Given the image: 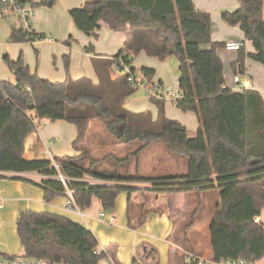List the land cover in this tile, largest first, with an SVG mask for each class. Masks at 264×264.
<instances>
[{
  "label": "trees",
  "instance_id": "obj_1",
  "mask_svg": "<svg viewBox=\"0 0 264 264\" xmlns=\"http://www.w3.org/2000/svg\"><path fill=\"white\" fill-rule=\"evenodd\" d=\"M56 1L38 0L36 5L51 8ZM238 2L240 8L223 11L221 19L228 26L239 25L255 51L249 54L250 59L264 67L263 2ZM69 16L83 35L95 38L104 24L112 32L129 27L131 40L112 57L95 55L92 44L84 48L92 56L97 84L87 77L51 83L31 73L21 55L16 61L3 56L14 81H0V172L40 173L44 179L39 186L47 203L57 195H65L50 160L28 161L23 151L26 138L37 130L35 120L73 124L76 138L72 148L77 155L54 160L69 180L67 187L73 190V201L79 210H89L93 198L101 203L104 212L113 210L122 192L129 200L132 194L143 191L130 184L148 183L150 188L145 190L154 194L217 189L218 203L208 228L214 261L262 259L264 225L256 218L264 207V101L253 88L234 91L224 87L222 62L215 52L224 44L212 42L209 14L196 11L192 0H94L69 10ZM43 39L46 36L26 33L21 28L13 29L9 36L18 44ZM72 41L69 37L65 45ZM140 51L161 62L169 57L177 59L179 98L173 100V105L182 113L195 115V138H189L179 122L165 118L161 97L148 95L149 103L157 108L155 119L148 111L132 113L125 108V98L137 88L127 83V78L137 72L132 63ZM238 51L239 58L231 67L235 73L238 68L243 73L242 47ZM115 62L121 65L112 78L110 69ZM138 73L146 85L162 88L160 83H151L155 75L152 68L141 67ZM92 120L99 121L119 143L127 133L141 137L145 143L124 157L109 153L96 158L86 144ZM152 141L161 142L168 153L183 157L185 173L153 179L131 174L130 163ZM107 161H114L113 173L93 168ZM88 176L107 184H87L83 180ZM16 234L24 258L100 264L104 257L91 231L59 214L21 212L16 219ZM0 257L16 258L4 253ZM131 264L141 263L133 260Z\"/></svg>",
  "mask_w": 264,
  "mask_h": 264
},
{
  "label": "crops",
  "instance_id": "obj_2",
  "mask_svg": "<svg viewBox=\"0 0 264 264\" xmlns=\"http://www.w3.org/2000/svg\"><path fill=\"white\" fill-rule=\"evenodd\" d=\"M91 1L94 0H57L56 3L62 4L69 14V10L81 8L84 3ZM262 2L264 19V0ZM192 4L196 11L209 14L213 43L225 44L234 41L243 44V73H240V68L235 73L231 67L239 58L238 50L229 51L220 47L215 51L222 62L224 87L234 91L253 88L264 101V67L249 57V54L255 52L252 42L245 39L239 25L228 26L221 19L223 11L236 10L241 4L238 0H192ZM33 32L46 36L36 30ZM55 33L59 40L46 38L29 43L38 47V51H34L35 60L23 57L31 73L51 83H63L68 78L77 80L87 77L93 84H97L92 56L85 53L84 48L92 44L95 55L112 57L117 51L125 48L132 35L129 27L112 32L106 25L101 24L96 37H89L77 30L71 18L64 22L62 28L56 27ZM69 37L73 41L67 46L65 42ZM205 49H209V46ZM17 59L14 58L13 61ZM159 62L161 61L140 51L134 55L132 67L155 70L151 83H160L165 90L157 70ZM110 71L112 78L117 76V72L112 68ZM13 81L14 77L11 82ZM145 92L148 97L146 89ZM132 95L125 98V108L132 113L148 111L151 118L155 119V104H140L137 97L131 98ZM164 102L165 118L179 122L186 128L188 137L195 138L198 128V125L194 126L195 120L197 122L195 115L190 112L182 113L174 107L169 98L164 99ZM38 122L37 130L26 138L24 144L23 155L26 160L39 161L49 160L50 156L62 158L77 155L72 148V141L76 138V128L73 124L47 120ZM187 126L191 132L187 130ZM54 137L59 138V141L56 142ZM43 179L44 176L37 172H0V253L23 257L24 253L16 234V219L21 212L28 210L62 215L91 231L97 239L98 250L104 253L100 264H131L133 260L141 264H189L184 259L188 252L202 260H214L208 228L218 203V194L217 199L208 197L197 204L192 191L153 195L135 193L129 200L127 194L122 192L116 198L113 210L104 212L101 203L93 198L92 206L83 214L77 208L73 211L67 208L65 195H57L52 201L45 202L44 190L39 186ZM144 184L130 186L150 188L143 186ZM263 209L264 207L256 221L264 225ZM207 215L210 216L203 223L202 219Z\"/></svg>",
  "mask_w": 264,
  "mask_h": 264
},
{
  "label": "rangeland",
  "instance_id": "obj_3",
  "mask_svg": "<svg viewBox=\"0 0 264 264\" xmlns=\"http://www.w3.org/2000/svg\"><path fill=\"white\" fill-rule=\"evenodd\" d=\"M26 6L33 9V15L30 18V25L33 30H36L39 33H45L47 39L59 40L55 36L56 27L62 28L64 22L70 19L68 12L65 10L62 4L55 3L51 8H46L43 6L36 5L38 0H21ZM20 24L13 23L11 20H5L0 23V81L4 80H13V76L10 73L7 65L4 62L3 56H7L12 61L14 58H18L19 55H22V58L33 59L35 49L38 51V47L31 45L29 43H13L9 40L10 32L12 29L19 30ZM203 49L206 46H202ZM168 59V60H167ZM166 61L159 62L160 66L158 67L159 78L162 80L165 89H170L175 91L177 86V80L179 78V69L178 62L175 57H169ZM135 71H139L137 68ZM136 98L138 103H146L150 105L148 101L147 94L145 92V87L138 86V89L134 92V95L131 98ZM174 109V108H173ZM39 121V120H38ZM37 120L35 122L38 125ZM195 120L194 126H197ZM190 126V125H189ZM188 127V126H187ZM191 132V129H187ZM127 135V134H126ZM125 137L122 139V142H117V137L107 131L104 126H100L99 121L92 120L91 128L87 132V147L96 158H102L106 154H113L115 157L120 158L128 154L134 153L137 148L141 147L145 141L141 137H136L135 140L125 142ZM196 137V136H195ZM56 138V137H54ZM194 138V137H189ZM56 142L59 141V138L55 139ZM114 161H107L101 165H95L93 168L95 170L113 173L114 172ZM130 173H138L140 176L146 178H162L169 176H176L185 173L186 171V161L183 157L168 153L165 151L164 146L159 141H152L150 145L142 150L138 158L133 160L130 165ZM143 186H150V184L145 183ZM195 201L200 203L205 198L217 199L218 190H209V191H192ZM145 195L154 194L145 189L141 192ZM135 194V193H134ZM159 194V193H158ZM206 200V199H205ZM84 214L83 210H80ZM264 214V209L262 210ZM210 215H207L205 219H202V222L206 221ZM207 218V219H206ZM203 222V223H204Z\"/></svg>",
  "mask_w": 264,
  "mask_h": 264
},
{
  "label": "built area",
  "instance_id": "obj_4",
  "mask_svg": "<svg viewBox=\"0 0 264 264\" xmlns=\"http://www.w3.org/2000/svg\"><path fill=\"white\" fill-rule=\"evenodd\" d=\"M33 15V9L29 8L24 4L21 0H0V23L5 20H11L17 24H20V28L26 32V33H33V28L30 25V18ZM241 47H243V44L240 42H234L230 41L228 43L224 44V48L226 50H239ZM121 64L114 63L112 69L116 71L118 67ZM124 71L126 73L130 74V71H128L127 67H124ZM236 81L238 82L237 78ZM127 83L131 84V86H135L138 88V86L145 87L148 95H153L156 97H161L164 99L169 98L173 102V100H176L179 98V92L178 89L175 91H172L170 89H163L159 88L156 85H146L144 81L142 80L140 74L138 72H135L134 74H130L127 78ZM51 162V168L57 171L56 179L65 187V196L67 197V208L70 211H73L74 208L78 207L73 201V190H70L67 187V183L69 180L65 178L59 170L60 165L58 162L54 160L53 157L50 156L49 158ZM85 183L90 185H104L107 184L106 181H101L99 179H95L92 177H85L83 180ZM0 203V207H1ZM184 259L187 263L192 264H264V257L259 260H255L253 262H247L243 259L237 258V259H228V260H221L220 262L214 261V260H202L198 257H196L194 254L188 252L185 254ZM0 264H64L62 262L53 263L47 260H40L35 258H28V257H16L14 259H4L0 257Z\"/></svg>",
  "mask_w": 264,
  "mask_h": 264
},
{
  "label": "water",
  "instance_id": "obj_5",
  "mask_svg": "<svg viewBox=\"0 0 264 264\" xmlns=\"http://www.w3.org/2000/svg\"><path fill=\"white\" fill-rule=\"evenodd\" d=\"M126 136H127V137L125 138V142H129V141H132V140H135V139H136V136H134V135L131 134V133H127Z\"/></svg>",
  "mask_w": 264,
  "mask_h": 264
}]
</instances>
